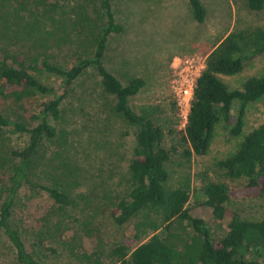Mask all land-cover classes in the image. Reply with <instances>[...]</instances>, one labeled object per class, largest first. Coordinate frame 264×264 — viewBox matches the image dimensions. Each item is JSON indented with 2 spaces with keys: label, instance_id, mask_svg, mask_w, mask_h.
Listing matches in <instances>:
<instances>
[{
  "label": "trees",
  "instance_id": "trees-1",
  "mask_svg": "<svg viewBox=\"0 0 264 264\" xmlns=\"http://www.w3.org/2000/svg\"><path fill=\"white\" fill-rule=\"evenodd\" d=\"M188 1L193 18L203 23V1ZM242 1L254 12L264 10V0ZM96 4L99 20L87 25L89 18L82 11H75V6L64 11L59 0H0V238H8L18 264H45L36 247L44 246L50 229L39 230L36 243L27 240L13 223L20 194H45L60 207L86 202L79 190L81 167L69 155L70 131L58 125L65 119L63 104L74 83L92 68L112 113L137 127L128 188L116 195L110 212L118 225L136 220L134 233L112 249V257L119 264H264V217L243 218L226 206L233 198H264V121L244 133L247 107L264 99V74L250 76L240 88H231L220 77L239 74L264 55V26L236 28L207 53L188 123L180 132V154L191 162L194 155L209 151L217 124L229 123L234 102L239 103L230 132L243 139L235 152L216 164L224 176L245 182L230 187L208 180L202 185L207 197L203 204L211 209L215 228L223 230L218 236L210 221L193 216L188 208L191 178L184 176L177 187L170 183L168 164L178 147L165 145V129L155 119L157 109L145 105L136 110L131 103L145 88L146 78L133 75L122 80L106 65L111 37L122 34L125 26L117 19L113 0ZM80 8L86 11L88 6ZM71 24L77 39L87 37L89 49L63 64L57 50L75 35L66 29ZM9 133L26 134L27 143L8 145ZM37 222L44 225L40 216Z\"/></svg>",
  "mask_w": 264,
  "mask_h": 264
},
{
  "label": "rangeland",
  "instance_id": "rangeland-1",
  "mask_svg": "<svg viewBox=\"0 0 264 264\" xmlns=\"http://www.w3.org/2000/svg\"><path fill=\"white\" fill-rule=\"evenodd\" d=\"M202 1L207 17L199 23L193 18L188 0H113L117 19L124 24L125 31L111 37L105 62L122 80L133 75L146 78L145 88L131 103L136 110L145 105L157 109L155 119L165 129V145L178 147L168 164L170 183L177 187L184 176L191 178L188 208L193 216L210 221L219 236L223 230L215 228L211 209L203 204L207 197L202 185L208 180L226 182L230 187L245 182L224 176L216 164L235 152L243 139L230 132L239 103L234 102L229 123L217 124L209 151L194 155L191 162L184 161L180 154L184 147L179 146L184 126L170 88L172 65L177 57L194 53L207 56L219 39L236 28L264 26V10L254 12L242 0ZM59 2L64 4V11L73 6L75 11H82L89 18L87 25L99 20L101 11L96 0ZM83 5L88 6L86 11L80 8ZM75 28L72 24L66 28L75 35L57 50L63 64H68L76 52H88V41H84L87 37L77 39ZM263 74L264 55L247 64L239 74L220 77L231 88H240L250 76ZM107 103L100 77L90 68L74 83L63 104L65 119L57 124L70 131L69 155L81 167L79 190L86 194V202L83 199L75 206L60 207L45 194L25 191L18 198L13 223L20 226L27 240L36 243L40 238L38 231L50 229L44 246L36 247L45 264H119L111 251L125 236L134 233L136 220L118 225L110 212L116 195L124 194L128 188L126 175L136 145L137 127L114 115ZM245 120V134L264 121V99L247 107ZM6 136L7 144L13 147H23L28 140L26 134ZM226 206L243 218L264 217V198H233ZM39 216L43 226L37 224ZM0 264H18L5 235L0 238Z\"/></svg>",
  "mask_w": 264,
  "mask_h": 264
},
{
  "label": "built area",
  "instance_id": "built-area-1",
  "mask_svg": "<svg viewBox=\"0 0 264 264\" xmlns=\"http://www.w3.org/2000/svg\"><path fill=\"white\" fill-rule=\"evenodd\" d=\"M207 56L199 53L177 57L172 65L171 93L178 105L179 117L184 128L194 100L198 79L206 68Z\"/></svg>",
  "mask_w": 264,
  "mask_h": 264
}]
</instances>
